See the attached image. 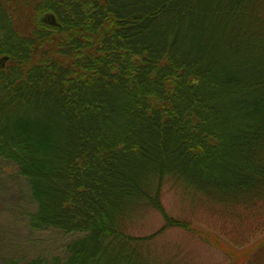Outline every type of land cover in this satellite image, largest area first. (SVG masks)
<instances>
[{
	"label": "trees",
	"instance_id": "trees-1",
	"mask_svg": "<svg viewBox=\"0 0 264 264\" xmlns=\"http://www.w3.org/2000/svg\"><path fill=\"white\" fill-rule=\"evenodd\" d=\"M0 160L71 237L27 264H181L171 228L264 264V0H0ZM170 193L262 220L226 249Z\"/></svg>",
	"mask_w": 264,
	"mask_h": 264
},
{
	"label": "rangeland",
	"instance_id": "rangeland-1",
	"mask_svg": "<svg viewBox=\"0 0 264 264\" xmlns=\"http://www.w3.org/2000/svg\"><path fill=\"white\" fill-rule=\"evenodd\" d=\"M179 195L184 199V193ZM163 204L170 215L189 219L192 225L208 229L213 239L220 236L226 249L245 243L250 233L255 232L258 221L262 220L259 216L248 219L244 213L237 217L233 211L216 203L209 208L197 207L192 214L188 205L178 202V194L174 193L164 195ZM35 207L26 181L17 177L13 169L0 160V264L9 259L27 264L37 257L63 254L71 237L57 230L32 229L28 214L35 211ZM162 224L160 213L148 211L143 222V228H147L144 234L156 231ZM257 234L259 232L252 235L253 240ZM157 241L162 245L159 251H164L162 253L172 261L176 256L181 264H230L231 261L224 250L209 246L180 228L167 229Z\"/></svg>",
	"mask_w": 264,
	"mask_h": 264
}]
</instances>
